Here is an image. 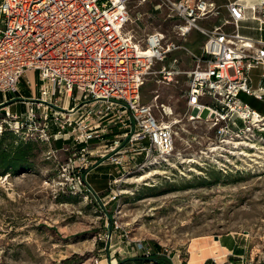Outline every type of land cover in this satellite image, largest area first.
<instances>
[{
    "label": "rangeland",
    "instance_id": "obj_1",
    "mask_svg": "<svg viewBox=\"0 0 264 264\" xmlns=\"http://www.w3.org/2000/svg\"><path fill=\"white\" fill-rule=\"evenodd\" d=\"M129 9L127 29L137 38L158 30L194 50L195 56L200 53L174 36L166 10L153 11L137 2ZM185 48L178 50L180 69L190 70L196 59ZM263 72L252 70L254 83ZM29 86L22 78L18 91L8 93L16 99L9 106L12 112H25L22 99H29ZM187 88L186 75L167 82L151 72L141 89L142 102L152 107L155 118L173 124L174 158L169 163L143 162V155L130 158L134 153L122 145L110 151L118 125L113 126L104 141L90 142L89 150L99 155L89 159L103 163L87 170L89 191L64 184L59 164L69 154L60 148L69 140L54 136L50 117L49 138L44 139L38 132L44 120H36L35 128L27 122L18 129L11 120L2 123L5 113L0 110V148L12 156L19 144H31L24 163L0 166V264H155L162 257L187 264L193 240L202 245L226 235L237 237L227 239L234 253L242 252L244 244L245 259L264 264V142L245 143L241 136L220 146L209 124L188 119ZM3 96L0 92V100ZM239 99L264 113L262 101L244 93ZM232 121L242 126L236 117ZM116 157L121 164L113 163ZM140 245L149 253L139 250Z\"/></svg>",
    "mask_w": 264,
    "mask_h": 264
},
{
    "label": "built area",
    "instance_id": "obj_2",
    "mask_svg": "<svg viewBox=\"0 0 264 264\" xmlns=\"http://www.w3.org/2000/svg\"><path fill=\"white\" fill-rule=\"evenodd\" d=\"M132 2L166 10L172 32L181 40L192 30L200 31L205 36L200 55L158 30L137 38L127 29ZM226 7L231 31L199 25L200 19L219 14L208 0H0V92L16 93L29 73L38 88L34 107L21 114L6 109L2 123L11 120L22 129L27 122L35 128L36 120H44L38 132L48 139L50 117L54 136L69 140L60 148L69 155L59 172L74 191H89V158L99 155L89 150L90 142L104 141L116 125L122 132L114 135L110 151L122 145L134 153L130 158L143 155V162L169 163L174 158L173 124L159 121L142 102L141 89L151 72L167 82L181 74L188 77L187 117L209 124L220 146L241 136L245 143L264 142V113L239 99L244 93L264 103V72L256 86L249 74L258 66L264 69V41L240 34L239 23L245 18L241 4L229 2ZM251 10L262 29L264 0ZM184 48L196 59L192 69H179L178 58L166 64L171 53ZM155 65L159 68L153 70ZM113 163L121 164L122 159L113 158ZM139 250L149 253L144 245ZM203 264L217 261L211 258Z\"/></svg>",
    "mask_w": 264,
    "mask_h": 264
},
{
    "label": "crops",
    "instance_id": "obj_3",
    "mask_svg": "<svg viewBox=\"0 0 264 264\" xmlns=\"http://www.w3.org/2000/svg\"><path fill=\"white\" fill-rule=\"evenodd\" d=\"M208 1H212V2L215 3V5L217 6V8L219 10V14L217 16L210 15V16H208L206 18L200 19L198 23H199V25L202 28H204V29H212L214 27L221 26L223 30L231 31L233 29V26L228 22V20L230 19V16H229V13H228V10H227L226 6H227V4L229 2H236L238 4H241L244 7V16H245V18H244V20H242L239 23V32H240V34L243 35L244 37L250 38V39H252L254 41H257V40L264 41V24L261 25L262 29H259L260 23L253 19V11L251 10V7L253 5L260 4V2L262 0H208ZM252 31L253 32L255 31L256 33L254 34ZM204 40H205V36L198 30H192L187 35V38H186V42H189L190 44H192L193 47H195L197 50L200 51V53H201V47H202V44H203ZM188 50L190 52L194 51L191 48H189ZM200 53L199 54L197 53L196 55H200ZM179 57H180L179 51H175V52L171 53L169 58H168L169 61H168V59L166 60L167 61L166 64L168 62H170L172 58H178V60H179L178 68L180 69L183 66L181 65ZM258 68H262V67L258 66L256 68H253V69L250 70L249 74H250L252 86H256L257 85V83H258V81L260 79V76L262 74L261 73L258 76V78L256 80V83H254V79L252 78L251 72H252V70L258 69ZM24 79L30 85L29 89L31 91V94L28 95V97H29V99H33L34 100L33 97L34 96L37 97L36 93L38 95V88H37V85L35 83L36 82V78L34 77V75L29 73V74H27V76ZM13 97L14 96H8V93H6V94H4L3 98L0 100V110H2L3 113H5V110L8 109L11 113L21 114V113H17V112H12L11 108L9 107V106H12L13 103H15L14 101H16V100L12 101ZM9 99H11V100H9ZM7 100H9V101H7ZM22 101L27 104V108L34 107V105H35L34 104L35 101H29L28 98H23ZM69 103L71 104L72 102L70 101ZM26 109H25V111H26ZM113 130H115V132H116V133H113V134H120V133H117V131L120 130V129H118V127L113 129ZM113 130L110 129L111 132ZM63 146H64V143L62 144L61 148ZM98 149H100V146L98 147ZM98 160L99 159L92 160V165L96 164L98 162ZM102 163L103 162L100 161L97 164L100 165ZM230 237L237 238L236 236H233V235H228V236L226 235V236H221V237L218 238V240H216L217 244H218V247H219V250H217V251L218 252H220L221 250L225 251V256L221 260L218 261L216 259L217 264H253V262H254V264H258L259 263V260H257V261L255 260L254 261V260H252V258L251 259L249 258L247 260L245 259L244 254H246V250H245L244 244H243V251L242 252L234 253L229 248V245L227 243V239H229ZM238 238L242 240V238H240V237H238ZM209 257L210 256H207L204 259V261L202 262V264ZM210 258H212V257H210ZM231 258L237 259L236 260L237 263H232L230 261Z\"/></svg>",
    "mask_w": 264,
    "mask_h": 264
},
{
    "label": "bare ground",
    "instance_id": "obj_4",
    "mask_svg": "<svg viewBox=\"0 0 264 264\" xmlns=\"http://www.w3.org/2000/svg\"><path fill=\"white\" fill-rule=\"evenodd\" d=\"M242 144V143H238ZM215 149V148H214ZM214 149H212L214 151ZM212 151V152H213ZM194 159L189 160L188 162H194ZM148 175V174H147ZM141 176L135 179L136 181H141L148 176ZM216 240L208 241L207 243H203L202 245L196 241H192L190 246V258L187 264H202L204 259L207 256L221 260L225 256V251H220Z\"/></svg>",
    "mask_w": 264,
    "mask_h": 264
},
{
    "label": "trees",
    "instance_id": "obj_5",
    "mask_svg": "<svg viewBox=\"0 0 264 264\" xmlns=\"http://www.w3.org/2000/svg\"><path fill=\"white\" fill-rule=\"evenodd\" d=\"M31 144H19L18 147L16 148V151H14V154L10 156L7 151L3 150L0 148V166L7 167V166H12V167H17L21 163H24L25 157H26V149H30ZM131 259V258H130ZM134 260H139L136 258H132L129 261H134ZM155 264H171L170 260L168 258L162 257V258H157Z\"/></svg>",
    "mask_w": 264,
    "mask_h": 264
},
{
    "label": "water",
    "instance_id": "obj_6",
    "mask_svg": "<svg viewBox=\"0 0 264 264\" xmlns=\"http://www.w3.org/2000/svg\"><path fill=\"white\" fill-rule=\"evenodd\" d=\"M14 100H16V99H13L12 101H14ZM29 101H33V99H28Z\"/></svg>",
    "mask_w": 264,
    "mask_h": 264
}]
</instances>
